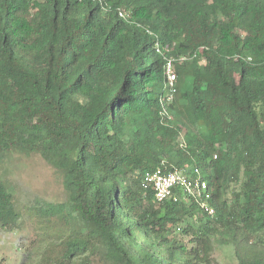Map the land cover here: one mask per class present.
<instances>
[{"label":"trees","instance_id":"1","mask_svg":"<svg viewBox=\"0 0 264 264\" xmlns=\"http://www.w3.org/2000/svg\"><path fill=\"white\" fill-rule=\"evenodd\" d=\"M181 56L178 115L165 64ZM13 153L64 178L65 203L26 210L45 264H215L212 237L264 264V0H0V161ZM158 168H198L214 216L157 203L142 182ZM11 202L0 180L6 227Z\"/></svg>","mask_w":264,"mask_h":264},{"label":"rangeland","instance_id":"2","mask_svg":"<svg viewBox=\"0 0 264 264\" xmlns=\"http://www.w3.org/2000/svg\"><path fill=\"white\" fill-rule=\"evenodd\" d=\"M173 102L174 114L187 111L179 95ZM0 180L12 194L10 213L14 218L10 227L0 221V264H45L41 261L44 247L26 210L68 200L62 173L39 154L13 153L0 161ZM212 240L215 264H238L231 245L219 242L218 238ZM99 257L92 258L90 264H102Z\"/></svg>","mask_w":264,"mask_h":264},{"label":"built area","instance_id":"3","mask_svg":"<svg viewBox=\"0 0 264 264\" xmlns=\"http://www.w3.org/2000/svg\"><path fill=\"white\" fill-rule=\"evenodd\" d=\"M120 18L128 19V14L124 10H118ZM157 51L160 52V46H157ZM202 50L195 55L199 57ZM187 57H173L166 59L165 74H166V103L171 104L174 101L177 91V73L176 67L185 63ZM202 64L206 61L203 59ZM166 105V106H167ZM142 187L145 190L153 192L154 199L157 203H164L169 200L177 202L181 197L197 204L200 210H203L209 216H214L215 208L211 205L212 189L209 183L204 179V175L196 168L192 173L186 175L180 170H167L166 168H158L155 171L145 175Z\"/></svg>","mask_w":264,"mask_h":264}]
</instances>
